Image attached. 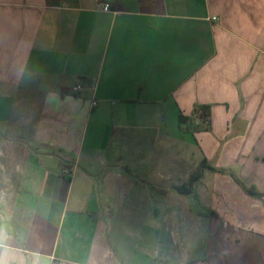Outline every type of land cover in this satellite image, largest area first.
I'll use <instances>...</instances> for the list:
<instances>
[{
  "label": "crops",
  "instance_id": "0c3cea01",
  "mask_svg": "<svg viewBox=\"0 0 264 264\" xmlns=\"http://www.w3.org/2000/svg\"><path fill=\"white\" fill-rule=\"evenodd\" d=\"M0 264H264V0H0Z\"/></svg>",
  "mask_w": 264,
  "mask_h": 264
},
{
  "label": "trees",
  "instance_id": "16d2710c",
  "mask_svg": "<svg viewBox=\"0 0 264 264\" xmlns=\"http://www.w3.org/2000/svg\"><path fill=\"white\" fill-rule=\"evenodd\" d=\"M196 112L200 114V117L202 119V122H204L206 128H209L210 127V114H211V106L210 105H199L196 109ZM179 120H180V123H184L187 121V117H184V116H180L179 117ZM205 168L209 169V170H215L214 168L212 167H209V166H204ZM201 176V173H199L197 176H196V179H191L190 181V185L193 184V182L199 180ZM248 192H253L252 189H249Z\"/></svg>",
  "mask_w": 264,
  "mask_h": 264
},
{
  "label": "built area",
  "instance_id": "2783aa9c",
  "mask_svg": "<svg viewBox=\"0 0 264 264\" xmlns=\"http://www.w3.org/2000/svg\"><path fill=\"white\" fill-rule=\"evenodd\" d=\"M103 9L105 11H108L109 10V6L108 5H105ZM82 88H83L82 84L81 83H78L77 85L74 86L73 91L75 93H77V92L81 91ZM96 106H97V101L96 100H93L92 101V107H96ZM63 174L69 176L70 175V170L69 169H64L63 170Z\"/></svg>",
  "mask_w": 264,
  "mask_h": 264
}]
</instances>
